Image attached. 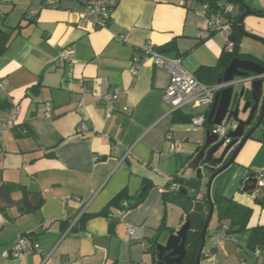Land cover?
<instances>
[{
  "label": "crops",
  "instance_id": "crops-1",
  "mask_svg": "<svg viewBox=\"0 0 264 264\" xmlns=\"http://www.w3.org/2000/svg\"><path fill=\"white\" fill-rule=\"evenodd\" d=\"M112 6L107 26L93 28L81 17V0H0V26L31 20L0 55V100L9 104L0 111V185H15L11 202L0 196V264H153L145 246L155 235L163 242L170 229L177 231L184 223L181 206L163 196L175 174L195 175L185 169L205 143L208 127L173 120L165 99L169 73L145 59L140 48L175 40L177 49L165 54L212 82L203 67L218 63L227 37L209 28L208 16L193 0H112ZM250 15L245 29L246 24L253 27L247 20L259 16ZM247 38L253 39L244 35L240 52L264 61V53ZM69 47L75 52L64 59L62 51ZM85 86L93 95L81 105ZM115 91L119 99L107 117L100 97ZM211 108L190 104L182 110L202 115ZM83 125L88 129L81 131ZM262 168L264 128L246 142L223 184L212 186V194L253 209L250 226L264 224V190L245 192L243 187ZM204 172L207 190L211 173ZM24 190L32 204L42 199L35 210L21 211ZM125 199L131 207L121 219L99 215L119 209ZM170 204L181 208L179 226L168 225ZM82 209L92 216L74 229ZM220 225L215 213L211 240ZM29 234L43 253L2 257ZM248 240V231L232 233L202 264H263L264 254L249 248ZM212 248L213 243L205 246Z\"/></svg>",
  "mask_w": 264,
  "mask_h": 264
},
{
  "label": "water",
  "instance_id": "water-1",
  "mask_svg": "<svg viewBox=\"0 0 264 264\" xmlns=\"http://www.w3.org/2000/svg\"><path fill=\"white\" fill-rule=\"evenodd\" d=\"M250 14L261 15L262 13L246 5V10L238 19V29L244 35H250L264 42L262 38L250 34L245 29V19ZM218 83H223L225 86L216 94L206 123L209 126L223 122L229 124L230 131L227 137L230 141L227 142L226 138H220L219 134L208 128L205 143L196 149L185 169V172L193 171L195 176L202 180L205 170L211 173L207 187L210 209L201 230V244L194 264H202L209 227L215 215L216 206L212 194L215 178L236 162L246 142L264 125V63L254 59L235 57L225 69L223 76L219 78ZM239 85L241 88L237 89ZM256 189V178L245 181L243 191L251 192ZM182 191L185 194L188 193V190L183 188ZM190 229L191 223L187 220L180 229L168 236L165 243L157 244L159 251L157 264H183L188 251L186 242ZM165 251L169 253L164 255Z\"/></svg>",
  "mask_w": 264,
  "mask_h": 264
},
{
  "label": "trees",
  "instance_id": "trees-1",
  "mask_svg": "<svg viewBox=\"0 0 264 264\" xmlns=\"http://www.w3.org/2000/svg\"><path fill=\"white\" fill-rule=\"evenodd\" d=\"M198 3L200 6H207L206 15L211 17L213 14H218L224 10V7L228 3H232L235 6V11H233L230 15L231 17V35L227 39L226 47L221 54V57L218 63L214 66L203 67L205 72L210 73L213 77V83L215 84L218 82L219 78H221L224 74L225 69L231 62V60L235 57H239L242 59H254L258 62L264 63L262 60L252 56L250 54L241 53L240 46H241V39L244 37V34L239 31L238 29V19L240 15L246 10V4L244 0H193ZM258 13H262L263 10L257 9L255 10ZM31 20L26 18L25 22H20L15 27H2L0 26V55H2L10 46L12 41L15 39L16 36L23 33L24 28L29 24ZM231 43V48L228 47V44ZM177 49L176 41L173 40L161 47H158L157 50L166 53L168 51ZM196 77L205 82L207 84H213L212 82H208L205 79L201 78L200 76ZM248 96L250 93L248 92ZM9 104L6 101L0 100V111L2 109L8 108ZM203 115L206 116V119L209 116V110L205 112ZM194 116H198L196 113H186L184 110L179 109L173 111V120L174 121H184V122H192V118ZM208 128H212L206 122L204 124ZM254 174V173H253ZM171 179L176 180L180 183V187L177 190H170L169 186L165 189L164 192V200L165 202H174L181 206L183 209L182 219L185 223L187 220L191 223V229L188 234V239L186 242L187 246V255L184 259V264H194L196 261V255L200 248L201 244V230L203 225L208 217L209 209H210V202L207 195V190H203V180L197 178L195 175L189 177H180L179 175L175 174ZM171 180H169L170 182ZM182 181V183H181ZM15 187L14 184L7 183L0 185V196L6 202H11L12 199L10 197V191ZM182 188L185 190L195 189L200 194L199 195H191L189 192L184 193ZM255 192V191H251ZM29 191L24 190V196L20 201L21 206L20 209L22 212H29L38 208L41 204L42 199H39L35 204H32L28 200ZM140 199V198H139ZM137 199V201H139ZM129 201L128 199H125ZM213 200L216 206V218L221 225L228 224V233L231 235L232 233L236 232H249V240H248V247L252 250H260L264 254V224L250 226V218L253 212V209L249 206L243 205L236 201L233 197L226 196L224 194L216 192L213 194ZM130 203V202H129ZM122 207V205H121ZM131 207L129 204L128 209ZM100 214H106L109 217L113 218V220L117 221L121 219V217L114 216L110 209L102 211ZM91 214L84 213L81 218L79 219L74 229H79L82 227V223L91 217ZM181 223V224H184ZM220 225V226H221ZM219 226V227H220ZM218 227V228H219ZM163 229L166 228L165 225L162 227ZM176 229H170V233H175ZM32 236L31 234H29ZM160 243L159 235H155L147 244L146 248H150L153 253V264H157L159 261V251L157 249V244ZM215 248H212L214 251Z\"/></svg>",
  "mask_w": 264,
  "mask_h": 264
},
{
  "label": "built area",
  "instance_id": "built-area-1",
  "mask_svg": "<svg viewBox=\"0 0 264 264\" xmlns=\"http://www.w3.org/2000/svg\"><path fill=\"white\" fill-rule=\"evenodd\" d=\"M83 3V11L81 17L83 21L90 24L93 28H101L107 26L113 11L112 0H81ZM234 5L228 3L224 10L218 14H213L208 17V26L212 30L223 32L227 39L231 35V13L234 11ZM207 6H202V12L206 14ZM31 16H35L37 11L31 9L29 11ZM232 44L229 43L228 47L231 48ZM143 57L147 60H152L156 67L166 70L169 73L170 79L166 88L165 99L172 106V112L182 109L187 105H193L194 107H210L213 105L216 94L224 88L225 84L215 83L207 84L199 80L196 75L187 69L180 58H174L166 55L157 50V48L152 43H146L140 48ZM75 50L72 47L66 48L62 51V57L64 59H70L74 54ZM134 73H138V70H133ZM82 93L81 105L84 101L93 95V90L91 87L85 86ZM119 99V91L114 93H107L100 97L103 105L106 109V116L110 117L114 111L117 101ZM127 108H130L127 106ZM53 108L51 105L46 107L47 115L50 116ZM205 115H198L192 118V123L195 125H204L206 122ZM88 127L83 125L80 130H87ZM212 132L219 134L220 138H226L229 142L230 138L227 137L230 131V125L226 122L222 124H217L212 126ZM2 131L0 130V142L2 138ZM167 138L171 139V132L167 133ZM95 159H98L96 156ZM257 179V189L264 190V168L256 172ZM180 187V183L174 179H171L169 183L170 190H177ZM67 199V197H63ZM129 201L124 200L122 207L119 209L111 210L114 216L122 217V215L127 211L129 207ZM85 213L82 209L77 217L75 218L74 225H76ZM73 225V226H74ZM228 224L221 225L211 236L213 240V248L221 246L226 240L230 238L228 233ZM127 230L129 233L134 232V227L128 224ZM146 245L145 247H147ZM44 249L40 242L34 239L30 235L20 236L11 248L3 251L1 253L2 257L8 258H22L28 256L32 253H43ZM212 249L204 251V256H209L212 254ZM49 256V255H48ZM48 258V257H47ZM45 258V261L46 259ZM65 264V263H64ZM264 264V262H263Z\"/></svg>",
  "mask_w": 264,
  "mask_h": 264
},
{
  "label": "rangeland",
  "instance_id": "rangeland-1",
  "mask_svg": "<svg viewBox=\"0 0 264 264\" xmlns=\"http://www.w3.org/2000/svg\"><path fill=\"white\" fill-rule=\"evenodd\" d=\"M245 4L251 8H255V9H261L262 14L259 16H253V18H250L249 21L253 22V27H251V25H247L248 27H246V30L255 36H258L260 38H262L264 40V0H244ZM250 17H252V15H249ZM245 25V23H244ZM249 28V29H248ZM248 41L251 42L252 45H255L256 48L259 47V49L257 50H261L264 53V42L257 40V39H252V38H247ZM264 87V86H263ZM241 86H237V89H240ZM192 123V122H191ZM194 124V123H192ZM195 125V124H194ZM232 125L234 126V124L232 123ZM262 129L264 128V125H262L261 127ZM190 171V170H189ZM231 171L233 170H225L223 173H221L219 176H217V178L214 181V186L217 187L219 184H223V182L226 180L225 178H227V176L231 173ZM193 172V171H192ZM230 179H228L226 186H228V183ZM216 190V189H215ZM181 208L175 204H170L169 205V215H168V225L171 226H179V222H180V216H181ZM180 218V219H179ZM215 222V221H213ZM213 227V225L211 226V228ZM167 240V239H166ZM166 240H163V242L165 243ZM213 241L210 239V237H208V241H207V246L212 244Z\"/></svg>",
  "mask_w": 264,
  "mask_h": 264
},
{
  "label": "flooded vegetation",
  "instance_id": "flooded-vegetation-1",
  "mask_svg": "<svg viewBox=\"0 0 264 264\" xmlns=\"http://www.w3.org/2000/svg\"><path fill=\"white\" fill-rule=\"evenodd\" d=\"M169 253V251H165V253H164V255H166V254H168ZM203 257H204V255H203ZM185 262H184V260H183V264H184Z\"/></svg>",
  "mask_w": 264,
  "mask_h": 264
}]
</instances>
